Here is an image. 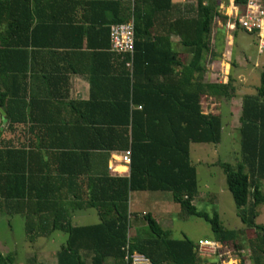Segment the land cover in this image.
I'll return each mask as SVG.
<instances>
[{"label": "trees", "instance_id": "1", "mask_svg": "<svg viewBox=\"0 0 264 264\" xmlns=\"http://www.w3.org/2000/svg\"><path fill=\"white\" fill-rule=\"evenodd\" d=\"M233 1L242 5L245 0ZM76 2L81 8L76 19L33 22L30 0H0V14L5 13L6 5L13 9L12 18L9 14L10 21L5 23L12 31L13 42L0 50V58H5L6 51L14 55L26 53L35 38L54 46L59 45L55 41L61 37L66 41L75 37L77 47L108 48L109 26L132 17L130 68L125 66V54L110 51L113 58H118L128 103H68L79 119L66 125L30 123V103L23 100V67L9 70L13 74L0 75L5 128L26 125L28 133L27 141L18 146L0 139V209L23 216L29 242L47 237L54 230L64 232L55 264H124L125 246L152 264H196V243L185 235L169 237V231L149 213L142 215L146 230L130 232L128 193L132 191L169 192L184 214L208 223L213 240L239 248L236 241L240 229L224 228L215 211L209 215L192 204L196 176L189 161V145L215 144L221 132L219 113L203 112L200 96L218 99L229 97L233 91L229 75L226 82L203 80L206 58L219 56L211 45L214 50V46L222 44L223 37L211 35L213 18L219 15L217 0H206L204 4L194 0L182 8L172 0H133L132 6L129 0ZM191 10L193 15L188 16ZM172 38L190 48L186 63L173 49ZM238 121L240 160L235 165H218L236 215L246 229L254 232L248 241V264H264V226L254 222L255 207L264 202L260 186L264 180V66L259 71L256 92L241 98ZM52 132H72L88 142L66 149L39 143L41 135L47 137ZM127 149L130 162L126 176L99 170L97 163L102 161L106 168L109 152ZM83 208H94L99 221L72 225L70 212ZM12 261V254L0 253V264Z\"/></svg>", "mask_w": 264, "mask_h": 264}, {"label": "rangeland", "instance_id": "2", "mask_svg": "<svg viewBox=\"0 0 264 264\" xmlns=\"http://www.w3.org/2000/svg\"><path fill=\"white\" fill-rule=\"evenodd\" d=\"M172 1L181 8L192 5L191 0H185L183 3L178 0ZM187 15H193V11H188ZM220 15H218V22L222 23L225 21L222 17L225 16L221 15V17ZM214 30H218L217 35L223 37L222 44L216 46L214 50L213 45H211L212 51L219 56L214 59L206 58V72L212 73L211 79L217 82H226L229 75L233 91H231L229 97H218V103L212 107V110H217L220 115L221 132L219 141L215 144L190 143L189 145V161L195 168L196 176V194L192 199V204L197 210L204 211L209 215L215 211L224 228L241 230L238 233L239 239L236 243L240 245L237 250H243V252L234 251L236 249L229 246L234 249L230 254L232 256L236 255L247 262L248 260L245 259H248V253L250 255L248 241L249 238L254 236V232L246 229L236 215V207L225 185L224 175L218 163L227 162L235 165L240 160L238 117L241 98L243 95H252L256 92L259 71L264 66V46L260 49L261 51H258L257 39L253 35H248L239 30L229 33L231 35L230 43L227 38L230 35H225L224 30L220 29L215 21L211 25V33ZM172 47L176 50L175 45ZM5 125L6 122L0 128L2 130L0 139L11 142L13 146L20 145L22 126L16 125L12 130H8ZM260 186L264 192V180L261 181ZM147 193L149 198L164 197V200L160 199L159 202L151 199L146 200L145 195ZM147 193L134 192L130 194L128 197L130 212L135 209V204L139 206L138 210L140 208L141 210L148 209L152 214V207L159 206L165 214H161V211L157 210L155 215L158 217L160 226L169 231V237L178 239L185 235L194 243H197L200 239L213 238L208 223L198 217L184 214L178 204L171 200L169 192ZM132 197H136V199L133 200ZM131 200L133 203L130 202ZM249 201L250 196L248 195ZM255 210L257 215L254 222L264 226V202L258 204ZM138 212L140 213V211ZM128 217L132 234L134 226H141V230H146L145 221L141 217L133 218L130 214ZM162 217L167 219H159ZM98 221L94 208H83L70 212L72 225L92 224ZM138 231L140 230L138 229ZM65 236L64 232L54 230L47 237L40 236L29 242L25 234L23 216L19 213L10 214L2 208L0 209V253L13 255L11 264H55V253L64 242ZM199 259V263L202 259L207 264L211 261L210 257L200 256Z\"/></svg>", "mask_w": 264, "mask_h": 264}, {"label": "crops", "instance_id": "3", "mask_svg": "<svg viewBox=\"0 0 264 264\" xmlns=\"http://www.w3.org/2000/svg\"><path fill=\"white\" fill-rule=\"evenodd\" d=\"M76 1L77 0H33L31 2L30 0L29 8L33 12V22L36 19L44 20L48 18H56L57 20L67 18L76 19L79 17L81 11L80 5ZM12 11V6L6 5L5 13L0 14V50L4 49L5 44L13 42L12 31L5 25V23L10 21L9 14H11L12 18ZM3 17L6 18V22L3 21ZM214 34L219 37L215 30L213 31V35ZM171 41L172 46L175 45L176 47V52L181 62L186 63L189 61L190 48L184 47L178 43L177 38H172ZM34 42L33 45L27 46L26 53L14 55L6 51L7 54L5 58H0V75L13 74V72H9V70L14 67L18 69L23 67V73L25 75L23 100L24 103H30L28 109L30 110V118L33 119L30 123L38 122L44 125H66L73 120L79 119L75 108L71 107V105L69 106L68 103H128L125 97L124 84L120 79L121 75L117 64L118 58H113L111 56L109 48L102 45L93 46L91 48L85 46L77 47L76 44L78 39L75 37H72L71 41H66V38L62 39L61 37L58 41H55L58 42L59 45L54 46L42 44L46 41L40 38H35ZM61 42H64L63 45ZM70 42H72L73 45H69ZM214 49H216L215 46ZM211 77L212 73H207L205 68L203 80L217 82L211 79ZM218 99L201 95L199 99L201 110L203 112L218 113L217 110H212V107L218 103ZM96 119L100 120V117ZM27 138L28 133L26 131V125H23L21 141L25 143ZM29 138L34 140L33 142L36 141L33 134H30ZM38 139L39 143L59 145L57 147H61L57 149H66L67 146L73 144L84 145L88 142L87 138H81L77 134L74 135L72 132L65 135L64 133L57 135L52 132L49 133L47 137L41 135ZM119 153L120 151L109 152L106 168L103 167L101 164L102 161H100L97 163L99 170H106L109 175L126 176L128 173V165H124L118 161ZM120 167L125 169H119ZM134 192L147 193L166 191H132L128 193V197ZM145 198H147L146 200L151 199L158 202L160 199L164 200V197L149 198L148 193L145 195ZM132 199L134 200L136 197H132ZM137 199H139V197H137ZM130 202L133 203L132 200ZM135 205V209L130 212L128 199V213L133 218H142L144 213H149L159 224L158 217L155 215L156 211L160 210L161 214H165L164 211L162 212L163 209L159 206L152 207V214L148 209L141 210L140 208L138 210L139 206L137 204ZM138 211H140V213ZM159 219L167 218L162 217ZM134 227V234L138 233V229L141 230L142 228L141 226ZM197 256L198 259L196 264H207L203 261L204 259L199 263L200 256Z\"/></svg>", "mask_w": 264, "mask_h": 264}, {"label": "built area", "instance_id": "4", "mask_svg": "<svg viewBox=\"0 0 264 264\" xmlns=\"http://www.w3.org/2000/svg\"><path fill=\"white\" fill-rule=\"evenodd\" d=\"M178 1L181 3L185 2V0ZM191 1L192 3L194 2V0ZM129 2L130 6H132L133 0H129ZM205 2L206 0H201L202 4ZM216 10L219 15L225 16V21L219 23L218 15L214 16L213 21L218 23V27L224 30L225 35L233 33L236 30L253 35L257 39L258 51H261L260 49L264 46V0H245L242 5L235 4L233 0H217ZM227 38L231 43V35L227 36ZM108 43L110 51L127 56L125 66L130 68L133 51L132 17L126 22L113 23L109 26ZM129 155V149L120 151L118 161L124 165H128L130 162ZM231 248L213 239H202L197 241L195 250L199 256L204 258L210 257L211 261L209 263L213 264L249 263V253L248 259H245L248 261L244 262V259L230 254L234 250ZM125 249L123 255L124 264H152L144 255L136 251L129 252L126 246ZM238 252H243V250H239Z\"/></svg>", "mask_w": 264, "mask_h": 264}, {"label": "water", "instance_id": "5", "mask_svg": "<svg viewBox=\"0 0 264 264\" xmlns=\"http://www.w3.org/2000/svg\"><path fill=\"white\" fill-rule=\"evenodd\" d=\"M0 121H1V125H0V128H1L2 125H4L5 123L4 113L1 108H0Z\"/></svg>", "mask_w": 264, "mask_h": 264}]
</instances>
